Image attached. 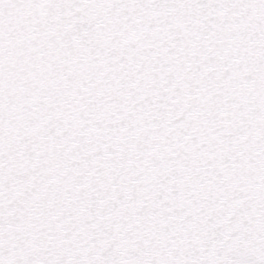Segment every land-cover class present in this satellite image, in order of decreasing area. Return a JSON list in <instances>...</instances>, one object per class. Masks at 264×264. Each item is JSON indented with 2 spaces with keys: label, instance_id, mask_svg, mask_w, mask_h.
<instances>
[{
  "label": "snow or ice",
  "instance_id": "snow-or-ice-1",
  "mask_svg": "<svg viewBox=\"0 0 264 264\" xmlns=\"http://www.w3.org/2000/svg\"><path fill=\"white\" fill-rule=\"evenodd\" d=\"M0 264H264V0H0Z\"/></svg>",
  "mask_w": 264,
  "mask_h": 264
}]
</instances>
